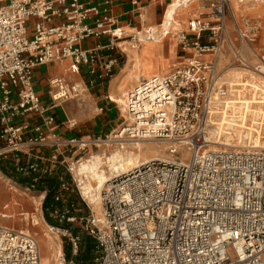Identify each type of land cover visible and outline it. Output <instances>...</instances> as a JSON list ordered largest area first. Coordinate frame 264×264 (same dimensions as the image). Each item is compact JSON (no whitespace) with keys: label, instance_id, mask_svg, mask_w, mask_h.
Returning a JSON list of instances; mask_svg holds the SVG:
<instances>
[{"label":"built area","instance_id":"obj_1","mask_svg":"<svg viewBox=\"0 0 264 264\" xmlns=\"http://www.w3.org/2000/svg\"><path fill=\"white\" fill-rule=\"evenodd\" d=\"M203 1L208 13L188 18L186 30L160 35L150 27L128 34L112 0H0V162L14 186L32 191L52 182L47 210L49 227L61 239L57 264H84L79 257L86 237L98 251L93 264H264V145L212 134L213 119L231 111L232 96L264 98V53L255 52L254 64L244 53L259 40L262 23L237 17L235 6L245 0ZM28 26L34 28L31 37ZM167 35L191 56L141 80L123 109L132 137L157 138L172 157L113 174L100 191L98 215L75 174L82 158L69 161L68 154L100 138L62 136L50 111L69 100L83 104L88 87L111 79L127 55L125 42L137 48ZM89 39L96 42L84 47ZM225 51L232 55L222 67ZM64 61L81 80L49 76L52 104H44L35 90V68ZM232 68L249 72L242 79L247 85L225 76ZM65 124L71 130L79 125L74 118ZM183 146L186 160L179 158ZM39 147L52 152L34 154ZM76 188L86 211L72 197ZM0 264H42L38 239L0 226Z\"/></svg>","mask_w":264,"mask_h":264},{"label":"bare ground","instance_id":"obj_2","mask_svg":"<svg viewBox=\"0 0 264 264\" xmlns=\"http://www.w3.org/2000/svg\"><path fill=\"white\" fill-rule=\"evenodd\" d=\"M249 3V8L255 11V14L264 15V0H249L245 4ZM193 3L189 0H171L166 6L162 16L163 24L160 23L158 27L161 32L165 29L174 31L180 29V27L186 26L187 19L185 14ZM244 4V5H245ZM243 5V6H244ZM137 32V31H136ZM142 36V33H140ZM162 35V33L160 34ZM167 35L166 37H168ZM175 44L177 40L172 36ZM165 38H157L153 41L143 42L142 47L133 48L130 42H125L123 49L127 54V63L122 69L121 73L117 75L111 82L109 91L110 98L121 106L126 101L129 90L133 89L136 84L139 83L141 77L150 78L153 74H162L170 70L171 67L178 64V60L171 61L162 56V45ZM264 41V34H263ZM176 59L175 49L172 54ZM243 69V68H242ZM245 71V69H244ZM55 74H61L64 77L73 78L72 73L66 70L65 62L59 63L56 66ZM246 73H249L246 70ZM241 71H237L232 68L231 76L233 77V84L235 85H247V82H243V76ZM242 76V77H241ZM132 85V87H130ZM88 95L87 93L85 96ZM230 112H217L214 121V127L212 134L216 138H223L227 141L233 136L234 133L248 137L249 139H255L261 141L262 131L264 129V98L261 96H235L232 98ZM123 117H128L123 109ZM251 117H250V116ZM250 117L249 122H247ZM128 123V120L125 121ZM130 124V123H129ZM126 125L125 127L129 126ZM131 125V124H130ZM122 132V133H121ZM129 133L130 137L131 129L129 127L121 128L118 132L114 133L113 139L115 141L122 140L125 133ZM134 131H132L133 133ZM149 138H136L130 139L128 142L129 147H126L123 142V146L120 149L114 150L110 154L102 156L101 154L94 153L90 157L81 160L80 164L75 169V174L80 180L82 194L89 204L93 206L98 214L101 213V206L99 202L100 191L106 185V182L110 180L111 176L115 173L127 172L134 168L141 162L148 160H156L158 158H167V144L158 145L151 141H146ZM15 194L19 189L15 186L11 188ZM6 197V194L0 189V201ZM43 198V194L30 195L29 200L34 204L35 210L32 218L30 213L21 212L15 210V212L2 211V217L13 218L18 220L19 217H24L20 221H26L30 225L39 226L43 232V246L47 248V252L42 257V264H51L53 257L58 256L61 251V239L56 231L51 227L45 228L42 217L38 213L40 210V204ZM25 230V229H24ZM55 232L53 235L50 233ZM52 250V252H51ZM49 251L51 254H49Z\"/></svg>","mask_w":264,"mask_h":264},{"label":"rangeland","instance_id":"obj_3","mask_svg":"<svg viewBox=\"0 0 264 264\" xmlns=\"http://www.w3.org/2000/svg\"><path fill=\"white\" fill-rule=\"evenodd\" d=\"M249 1V0H246V2ZM167 6L164 5V9L165 7ZM249 3L246 5L243 6V10L241 12H244V13H249L251 15H256L255 14V11L251 10L249 8ZM209 12V9L206 8V6L204 5V3L201 1V0H196L192 5L191 7L187 10V13L185 14L186 16V19L188 20V18L190 17H193V16H198L200 15L201 13H208ZM162 15H163V12L161 14V19H162ZM161 21V20H160ZM187 29V24L186 26H183V27H180V30H186ZM34 28L33 26H28L27 27V33L29 35V37H31V34L33 32ZM263 33L264 31L262 32V35H261V38L260 40H258L256 43L252 44L251 43V48H246V52H244L248 57H249V62L251 64H254L256 61H257V58H256V53H264V48H263V45H264V41H263ZM175 38V37H174ZM176 39V38H175ZM171 42L172 46H174L175 44V41L172 37V35H169L165 40H164V44L166 45L168 42ZM85 46V42L83 44ZM259 47H262V49L260 50ZM175 49V48H174ZM169 53V52H167ZM165 53V58L168 59V60H171V61H182L183 59L180 57H177L176 59L173 58V56L169 57L170 55ZM179 55H183L184 58L185 57H189L191 56V53H190V50L189 51H184L181 49V47L179 48ZM229 58H231L230 56V53L225 51L222 55H221V61H222V67L224 64L227 63V61L229 60ZM125 61V64L127 63V55H123L122 56V60L121 62ZM65 64H67L66 66H68L69 64V61L65 62ZM237 71H241L242 72V76H243V79H246V71H244L243 69L241 68H235ZM231 71L232 69H227L226 70V73H225V76H227L231 82H233V77L231 76ZM43 75L46 76V75H49V70H44L43 72ZM241 76V77H242ZM242 80V78H241ZM132 87V85L130 86ZM42 89V88H41ZM43 89H48V87H43ZM100 89H105V86L101 87ZM35 90L37 91L38 88L35 87ZM87 92H84L82 94V96L84 97L85 99V94ZM88 94V93H87ZM86 96H90L89 94L86 95ZM235 96H232V98H234ZM42 101L44 104L48 103L50 101V98L48 95H46V97L42 98ZM86 107H90V105L92 104V101L91 100H86ZM48 105V104H47ZM96 105H91V108H89V117L87 119H91L87 122L88 123H91L93 118L94 117H97L99 116L97 110H96ZM104 113H100V116H104L103 115ZM123 109L121 106H118L115 104V110H113L112 112H110L109 114V117L110 118H116L117 119V124L113 127H110V126H103L102 128H98V131L97 130H93V126L92 125H89L88 126V129H89V133L93 134V136H91V139H97V138H100V140L97 141L98 144H92L90 145L85 151H77L75 154L74 153H70L68 154V160L69 161H76L77 158H88L90 157L92 154L94 153H98V154H101L102 156L106 155V154H110L111 152H113L114 150H117V149H120V144H122V142L127 145L126 147H129V143L130 142V139H136L137 137H130V134L129 133H126L124 135V137L122 138V140H117L115 141L113 139V135L114 133L118 132L121 128L125 127L126 124L125 121L128 120V122H130L129 118L128 117H123ZM250 116V115H249ZM251 117V116H250ZM250 117H248V120L247 122H249V119ZM36 120H38V117L35 118ZM77 121H79V119L77 118ZM82 123V122H81ZM84 125L81 124V127H83ZM80 127V125H79ZM79 129V128H78ZM78 131V130H77ZM77 131L76 134H77ZM84 132V131H83ZM76 134H70L69 136H76ZM95 134V135H94ZM107 135L109 136V138L107 137ZM241 138L243 140H248L249 138L248 137H245L243 135H240V134H236L234 133L233 134V138ZM261 144L264 145V129L262 131V135H261ZM251 140V139H249ZM146 141H151L153 143H156L158 145H166L164 142L160 141V140H157V138H149L147 139ZM168 153V151H167ZM180 155H179V158L183 159V160H186L188 159V147L186 146H183L181 147V150H180ZM168 157H172L169 153H168ZM3 163L0 162V189L6 194V197L4 199H2L0 201V226H10V227H15L17 229H20V230H24L31 233L32 235H34L39 243H40V247H41V255L43 257V255L47 252V248H45V246H43V232H42V228L39 227V226H33L32 224L30 225L29 223H27L26 221H20L22 220V218H24L23 216L22 217H19L18 220H14L13 218H8V217H2L1 216V213L2 211H15V207H13L12 205V202L13 201H10L11 197H18V201H19V206H16V208L19 210V209H24V212H27V213H30L32 218L34 216V212H37L35 210V206L34 204L29 200V197L30 195H39V194H43L45 190H51L52 188V182L50 183H44V184H41V186L39 187V189L37 190H32V191H28L27 189H25V187L22 185V186H15L17 187L19 190L14 194L10 189L12 188V185L11 183L12 182H9L6 178V174L3 173ZM46 197V196H45ZM72 197L73 199L77 202V204L80 205V208H82L83 211H86V209L88 207H86V204L84 203V201H82V198H81V195L79 193V191L77 190L76 188V192H73L72 193ZM44 200L45 198L43 199V203H44ZM43 203H42V207H40V210H39V214L40 216L42 217V220H43V224L45 226V228H48L49 226V212L47 210V215L45 214V211H44V208H43ZM4 204H9V207L8 209H5L4 208ZM86 209H85V207ZM92 206V205H91ZM93 207V206H92ZM95 213L98 214L96 212V210L94 209ZM99 215V214H98ZM50 233L53 235L55 232H51ZM94 242V248L92 249V256L90 257H86L85 253L83 252V257H79V259H81L83 261L84 264H93L94 263V258L98 255V251L95 247V241L93 240ZM65 247V253L66 254H69L68 257L69 259H71V253H70V247L66 245H64ZM85 251V250H84ZM52 252V250H51ZM51 252L49 251V254H51ZM58 262L56 261V256L53 257V260H52V263L51 264H57Z\"/></svg>","mask_w":264,"mask_h":264},{"label":"crops","instance_id":"obj_4","mask_svg":"<svg viewBox=\"0 0 264 264\" xmlns=\"http://www.w3.org/2000/svg\"><path fill=\"white\" fill-rule=\"evenodd\" d=\"M136 1L138 2V4H134L133 0H112L113 11L115 12V14L119 18L120 26H122L128 34H130L132 32L139 31V30L143 31L147 27L152 28L155 32H157V34H160L161 29L160 28H154V26L158 27L160 25V23L162 22V19L160 16H161L162 12L164 13V11H165L164 5H166V4L168 5L171 0H136ZM195 1H192L190 3H194ZM201 1L205 5V2L203 0H201ZM244 4H245V2H244ZM244 4L239 5V6H235V13H236L237 17H239V18H241L242 16H249L250 18H252L254 20H258L262 23V28H261L260 37H259V40H260L262 32L264 31V15H259V14L257 15L256 14L253 16L249 13L241 12L243 10ZM201 14H204V13H201ZM158 38H159V36H158ZM163 38L166 39L167 37H163ZM94 42H96L95 39H89L85 42L84 47H89L90 45L94 44ZM142 45H143V42L137 48L142 47ZM174 48H175L176 57H179V58L181 57L183 59L184 56L179 55L180 46H179L178 42L174 46H172L170 41L166 45L163 44L162 48H161L162 56L164 57L165 53L169 52L167 54H169L170 55L169 57H171L172 54L174 53ZM263 48H264V45H263ZM227 52L230 53V56L232 55V53L230 51H227ZM64 62H66V61H64ZM221 64H222V61H221ZM57 65L58 64H48V65L38 66L35 68L34 85L36 88H38L37 92L39 93V95L42 98L46 97V95H47L48 89L47 90L43 89V87L44 88L48 87L49 76L60 75V74L54 73ZM66 65L67 64H65V67H66ZM125 65H126L125 61H123L119 65H117L113 77L111 79H109L107 82L102 83V84H98L96 86L88 87L85 90V92H87L90 96H85V99H84V97H82L83 104H81L79 100H69V101L62 102V103L58 104L55 108H53L50 111L56 117V122L59 126L57 132L59 134H61L62 136H65V137H71L69 135L70 134H76L75 131L78 130L76 136L82 137V138L87 140V139H91V136H93V134L89 133V129H88L89 125L93 126V130L98 131L99 127L102 128L103 126H107V125L110 127H112V126L114 127L117 124L116 118L114 119V118L109 117L110 112L115 110V104L118 105L117 103L112 102L110 95H109V91H110L112 80L117 75H119L121 73V71ZM174 66H176V65H174ZM46 69L49 70V75L44 76L43 72ZM73 78L75 80H81L80 76L78 77L76 75H73ZM144 78L145 77H141V80H143ZM103 86H105V89H100ZM86 100H91L93 105L103 106L104 112H102V113H104L103 114L104 116H102V115L100 116V114L98 113L99 116L94 117L92 122L87 124V122L89 120H91L90 118L89 119H87V118L89 117V110H90L89 108H91L92 104L90 105V107H86L87 106ZM49 103H50V101L47 104H49ZM50 104H52V103H50ZM68 118H74L76 120L78 118L80 121V122H78L80 127L78 125V127L76 129H73V130L69 129L68 126L65 124V122L67 121ZM81 124H83L84 126L81 127ZM51 152H52V150L50 148H47V147H39L35 151H33L34 154H42L44 156L50 155ZM23 156H24V158L26 157L25 155H23ZM0 187H1V185H0ZM10 190H12V189H10ZM18 199L19 198L17 196L11 197V199H10V201L14 200V202H12V205H13V207H15L16 210H18L16 208V206H19V204H20ZM5 206H7L6 209H8L9 204H4V208H5ZM18 211L24 212V209L21 208ZM10 212H15V211H10Z\"/></svg>","mask_w":264,"mask_h":264},{"label":"trees","instance_id":"obj_5","mask_svg":"<svg viewBox=\"0 0 264 264\" xmlns=\"http://www.w3.org/2000/svg\"><path fill=\"white\" fill-rule=\"evenodd\" d=\"M52 195H53V191L52 189L49 190L48 194L46 195V198L44 200V203H43V208H44V211H45V214L47 215V209L51 203V199H52ZM84 245H85V255L86 257H90L92 256V249L94 248V242H93V239L91 238H88L86 237L85 240H84ZM69 254H67L68 256ZM84 254H82L81 257H83Z\"/></svg>","mask_w":264,"mask_h":264}]
</instances>
